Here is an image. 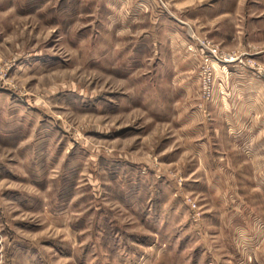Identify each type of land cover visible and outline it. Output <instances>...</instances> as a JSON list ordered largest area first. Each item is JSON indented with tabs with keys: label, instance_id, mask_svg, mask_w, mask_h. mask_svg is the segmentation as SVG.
<instances>
[{
	"label": "rangeland",
	"instance_id": "obj_1",
	"mask_svg": "<svg viewBox=\"0 0 264 264\" xmlns=\"http://www.w3.org/2000/svg\"><path fill=\"white\" fill-rule=\"evenodd\" d=\"M202 43L261 79L264 0H0V264H264Z\"/></svg>",
	"mask_w": 264,
	"mask_h": 264
},
{
	"label": "crops",
	"instance_id": "obj_2",
	"mask_svg": "<svg viewBox=\"0 0 264 264\" xmlns=\"http://www.w3.org/2000/svg\"><path fill=\"white\" fill-rule=\"evenodd\" d=\"M263 52L256 58L264 59ZM217 66L215 100L222 109L229 130L239 132L240 141L246 134H264V80L249 76L238 64L224 68ZM261 140L264 146V135Z\"/></svg>",
	"mask_w": 264,
	"mask_h": 264
},
{
	"label": "built area",
	"instance_id": "obj_3",
	"mask_svg": "<svg viewBox=\"0 0 264 264\" xmlns=\"http://www.w3.org/2000/svg\"><path fill=\"white\" fill-rule=\"evenodd\" d=\"M204 44V43H202ZM203 52H205V58H204V77H205V81H204V90L205 93L208 94V96H211L212 94V84L214 83V71L212 70V60H216L220 63H222L223 65H227V64H232V63H236V62H240L243 61L242 60V55L239 54H235V53H222L219 52L217 49H215L213 46H211L210 44L206 43L203 45ZM251 65L249 66H253L258 75L260 77H262L264 79V66H262L261 64H255L250 62Z\"/></svg>",
	"mask_w": 264,
	"mask_h": 264
}]
</instances>
